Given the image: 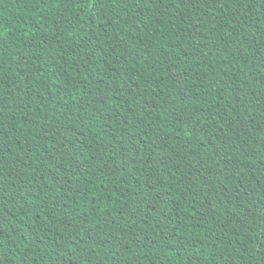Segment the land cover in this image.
Masks as SVG:
<instances>
[{
	"label": "trees",
	"instance_id": "obj_1",
	"mask_svg": "<svg viewBox=\"0 0 264 264\" xmlns=\"http://www.w3.org/2000/svg\"><path fill=\"white\" fill-rule=\"evenodd\" d=\"M0 264H264V0H0Z\"/></svg>",
	"mask_w": 264,
	"mask_h": 264
}]
</instances>
